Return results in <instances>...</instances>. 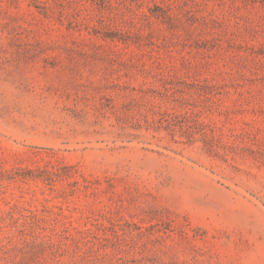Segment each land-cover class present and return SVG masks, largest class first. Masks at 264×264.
I'll return each mask as SVG.
<instances>
[{"label":"rangeland","instance_id":"1","mask_svg":"<svg viewBox=\"0 0 264 264\" xmlns=\"http://www.w3.org/2000/svg\"><path fill=\"white\" fill-rule=\"evenodd\" d=\"M0 264H264V0H0Z\"/></svg>","mask_w":264,"mask_h":264}]
</instances>
